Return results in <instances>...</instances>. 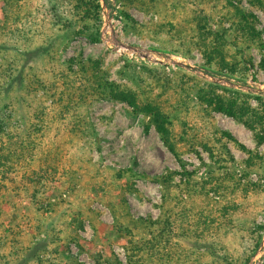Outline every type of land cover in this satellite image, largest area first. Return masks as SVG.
Returning <instances> with one entry per match:
<instances>
[{"label":"rangeland","instance_id":"1","mask_svg":"<svg viewBox=\"0 0 264 264\" xmlns=\"http://www.w3.org/2000/svg\"><path fill=\"white\" fill-rule=\"evenodd\" d=\"M105 2L111 12V23L107 27L105 26L103 11L101 43L92 44L84 38H79L71 44L67 51H60L57 60L62 63L82 53L85 58L92 57L101 61L102 70L109 74L111 81H115L121 86L130 87H133L132 83L118 73L125 66L126 60L140 66H148L153 69L154 76L161 78L163 82L170 83L159 101L164 109L172 114H177V110L180 111L179 119L175 120L174 125L176 139H179L185 129L187 131L186 138L189 140L192 137H196L197 141L202 138L210 140L212 129L209 122L211 121L205 113V107L193 96V100L190 101L192 98H188L182 89H189L197 82L202 86L214 83L206 81L184 67L170 64L156 55H151L149 59H146L136 56L114 43L116 40L121 45L136 46L143 50L164 53L176 61L210 73L205 68L207 61L203 54L189 43L198 35L199 31L203 32L200 35L206 34L203 28L209 29V27L202 20L210 11L206 10L207 8L201 5L198 0H161L166 8L164 14L146 13L140 9L131 8L129 13L137 22L136 29L142 34L127 35L124 30V21L118 13L120 6H117L116 0L115 2L105 0ZM10 4L4 5L3 0H0V44L10 47V51L5 55L12 59L15 55L14 51L25 52L34 49V46L41 44L48 34L52 35L53 31L50 25L51 19L48 12L50 2L48 0H14ZM240 6L257 16L259 22L257 28L264 33V12L252 8L246 0H242ZM221 9L222 5L217 13ZM217 16V20L222 18L219 14ZM161 22L173 23L177 30L168 28L161 31L157 27ZM112 28H114V34ZM29 30L32 33H28L29 39L25 40L22 38V33L29 32ZM36 33H40L41 37L38 38L36 35L39 34ZM31 38L34 42L31 41ZM173 49H179L180 52L191 49L193 58H187L182 53H175L172 51ZM228 57L229 62H237V56L233 49ZM250 58L253 60L254 67H248L246 71L243 70L241 64H237L235 67L231 66V69L230 66L223 69L224 65H216V68L224 70L226 75L232 69L236 71V74L246 75L247 80L245 81L219 74L212 75L264 88V67H260L263 54L258 50H253L250 55H247V59ZM33 67L39 69L42 79L47 78L48 74L41 63ZM49 69L52 67H47V70ZM137 72L145 80L147 76L141 68H137ZM191 77L195 80H191ZM146 80L149 82L150 78L147 77ZM160 94L161 89H156L154 97ZM217 94L229 96L222 90L217 91ZM32 96L28 98L31 101L29 105L31 107L22 101L21 104L13 107L17 109L15 111H19V109L23 111L27 117V126H31L35 121L32 114L33 109L41 108L45 110L47 116L45 123H42L43 130L38 135L39 139H34L38 144V149L34 152L33 158L28 157L27 160L12 165V170L6 173V179L0 176V183L3 186L0 193V240L5 244V247L0 248V256L7 255L13 245L28 249L42 239L47 240L49 244L47 259L58 263L60 260L57 261L59 257L54 253V250L60 240L63 242L68 237L81 236L89 242V244L84 243V252L80 253L75 244H70L71 253L78 256L81 262L93 264L91 254L110 258L111 252L125 262V240L123 235L113 229L115 219L112 208L117 210L120 222L123 224H126L122 217L124 213L123 199L128 200L130 212L134 218L152 216L156 219L160 215L158 207L161 204V194L158 185L141 179H131L128 182L126 180L115 181L114 173L110 168L113 170L134 168L138 172L160 175L167 169L180 171L179 162L164 146L154 128L149 133L145 132V120L142 116L134 118L129 115L130 108L126 104L95 101L88 106V110L80 112L81 115L89 113L97 136L101 139L96 141L93 138L85 141L77 138L74 140V136L70 132L73 121L61 120L56 111L58 107L50 101H43L42 104L44 98L42 93H37L38 99H34ZM252 104L257 105L255 101H252ZM75 114L79 115L78 112ZM77 115L74 117L77 118ZM212 116L213 123L222 130L229 131L240 144L250 150L256 149L250 131L221 113L214 112ZM13 122L16 125L14 119ZM21 129H23L22 126ZM6 139L3 138L5 140L3 145ZM25 139L24 135L23 140L25 141ZM179 144L181 152H183V160L188 164L187 170L191 172L197 170L198 172L195 181L199 184L207 182L206 169L201 167L198 157L194 153H187V146L181 142ZM228 147L237 161V172L241 176L242 166L240 164L247 159V155L233 143H230ZM197 150L209 163L208 154L200 146ZM259 150L262 152L264 146ZM75 175L78 177L76 181L73 179ZM32 179L39 183H32ZM260 179L259 175L251 176L253 182L261 181V185H264V179ZM129 182L134 185L136 193H130L126 188ZM243 184L246 183L243 182ZM207 188L210 187L207 186ZM241 188L243 189V187ZM231 190L230 186L226 188L225 194L221 191L219 195L212 194L208 199L195 197L188 201L192 204H189L192 210L197 212L196 214L206 212V215H209L210 212H213V215L220 220L222 218L217 211L220 205L232 203L234 209H230L228 217H232L238 224L216 234L215 231L219 223H215L212 225L214 232L208 233L207 236L208 240L217 244L220 255L228 257L232 264H237L244 250L242 244L245 241L250 244L248 242L250 240L247 239L253 234V230L264 225V189L248 188L247 192L240 191L237 195H232ZM184 198L187 197L184 195ZM48 201L55 202V211L45 212L39 209L40 204L43 203L46 206ZM88 208L93 212L100 213L98 220L95 221V226L98 229L96 233L91 222L86 219V215H89ZM75 218L84 223V229L79 228L78 221L73 223ZM6 230H10V233H7ZM179 232L177 231V234ZM262 234L264 239V231ZM196 239L193 238L191 243L182 239H176V242L185 251L195 250ZM53 241L54 243H52ZM197 251L201 260L206 264H226L220 258H212L202 249ZM249 264L254 263L252 261Z\"/></svg>","mask_w":264,"mask_h":264},{"label":"trees","instance_id":"2","mask_svg":"<svg viewBox=\"0 0 264 264\" xmlns=\"http://www.w3.org/2000/svg\"><path fill=\"white\" fill-rule=\"evenodd\" d=\"M14 0H3L4 5H11ZM201 5L209 10L203 22L208 28H203L206 34L198 35L189 41L190 45L203 54L207 61L205 68L211 74H219L226 77H233L240 81L247 80L244 74H236L234 69L227 75L224 70H218L216 65L230 66V69L237 64L243 66L246 71L248 67L253 68L252 58L247 59L253 50H258L263 54L260 67H264V39L262 31L258 30V18L250 11L241 7L242 0H198ZM50 25L53 33L47 35L45 40L34 46V49L25 52L14 51V58L6 57L10 47L0 44V176L6 179V173L12 170V165L18 162L33 158L34 152L38 149L35 141L42 133L45 123L46 112L43 109L32 110L34 122L27 126V117L19 109L13 108L17 104L25 101L30 105L28 99L37 98V93L43 94V101H50L56 107L61 120H72L73 127L70 132L74 140L89 141L98 138L95 125L89 113L81 115L80 112L88 110V106L95 101H109L126 104L130 108L129 115L134 118L142 116L145 120V132L149 133L152 128L160 136L164 146L175 156L181 166V170L167 169L160 175H150L146 172H138L134 168L124 170H112L115 181H130L131 179H141L158 185L161 194V204L159 205L160 215L158 218L149 216L147 218H134L130 212L128 200L123 199L122 205L124 213L122 217L126 224L120 222V217L115 210L114 231L124 236L125 259L123 262L116 254L111 252L110 258L101 255H92L93 264H206L201 260L197 250H204L212 258H220L226 264L232 261L220 255L217 244L208 240L207 234L214 232L212 225L219 223L215 233L220 234L221 230L231 228L238 223L229 216L232 203L222 204L218 208L221 220L210 212H194L188 200L195 197L208 199L212 194H225L226 188L231 186V194L237 195L247 192L249 189H264L261 181L255 183L251 180L252 175H259V179H264V97L245 94L240 91L223 88L217 84H206L202 86L196 83L191 88H183L182 91L188 98H196L205 107V113L209 117L212 129L211 139L202 138L197 141L196 137L188 139L187 131L177 140L174 134L175 120L179 119L177 114L166 111L159 99L165 94L169 82H163L161 78L153 75V69L146 65H138L130 60H126L125 66L118 72L119 75L129 80L133 87L121 86L109 79V74L102 70L101 61L92 57L85 58L82 53L77 57L70 58L64 62L57 60L58 53L67 51L71 44L84 38L92 44L101 43V29L103 24V9L100 0H48ZM252 7L264 12V0H246ZM119 16L124 21L125 34L139 35L136 29L137 22L129 13V9L137 8L146 13L164 14L166 8L161 0H116ZM220 5L222 9L219 10ZM205 11V10H204ZM221 19L217 20V15ZM228 24V26H226ZM161 31L171 28L176 31L177 27L173 23L161 22L157 26ZM195 32V30H193ZM28 33L24 31L22 38L28 40ZM38 38L40 33H36ZM35 37V36H34ZM36 38V37H35ZM31 41L34 40L31 38ZM233 49L237 56V62H229L228 56ZM175 53H182L187 58H193L192 50L180 52L179 49L172 50ZM41 63L48 74L47 78H41L39 69L33 67ZM57 64V65H55ZM232 64V65H231ZM53 65V66H52ZM232 66V67H231ZM47 67L52 69L47 70ZM137 68H141L143 73L150 78L143 80L138 74ZM195 80L194 78H190ZM156 89H161V94L154 97ZM222 90L229 96H221L217 91ZM24 95V97H23ZM193 98L190 100L192 101ZM35 101V100H32ZM256 102V106L252 104ZM185 104V102H183ZM31 107V106H29ZM78 112L79 115L75 114ZM221 113L233 119L238 125L250 131L255 150H250L229 132L222 130L213 123V113ZM77 115V118L74 116ZM14 121L16 122L14 125ZM23 129L20 130V127ZM186 127V125L184 124ZM23 130V131H22ZM17 133V134H16ZM35 136L33 137V135ZM26 136L25 141L23 140ZM3 138H7L3 145ZM18 138V139H17ZM35 139V140H34ZM187 146V153H194L201 164L206 169L207 182L199 184L195 181L197 170H187V162L183 160L180 144ZM233 143L239 150L247 155V159L242 166L241 176L238 175L237 161L229 149V144ZM201 147L209 156V163L204 160L197 150ZM100 149V147H99ZM2 169V170H1ZM199 170V169H198ZM74 181L78 179L75 175ZM260 179V180H261ZM245 180V181H244ZM32 183L38 184L34 179ZM246 183V184H243ZM209 186L210 188H207ZM0 183V193L2 192ZM243 187V189L241 188ZM130 193H136L134 185L129 182L126 186ZM184 195L187 198H184ZM190 204V205H189ZM221 204V203H220ZM55 202L48 201L46 206L42 203L39 206L41 211H55ZM89 210V208L87 209ZM211 214V215H210ZM100 213L89 210L86 219L91 222L93 229L98 232L95 221ZM73 223H77L79 228L84 229V223L78 218ZM210 220V221H209ZM210 223H209V222ZM10 233V230H6ZM177 231H180L177 234ZM264 225L258 226L249 236L250 244L246 241L242 244L244 248L240 260L237 264H249L253 261L255 254L261 247L263 239L262 232ZM59 235V234H58ZM57 235V238H58ZM193 238H197L194 249L185 251L178 245L176 239L185 240L187 243ZM5 241V240H4ZM56 243L57 241L54 240ZM54 241L52 243H54ZM6 242V241H5ZM84 243L89 244L83 237H68L66 241L57 244L55 252L59 258L58 263L47 259L48 242L38 240L31 248H23L13 245L7 255L0 256V264H87L81 262L78 256L71 253L70 244H75L80 253L84 252ZM191 243V242H190ZM5 244L0 240V248Z\"/></svg>","mask_w":264,"mask_h":264},{"label":"water","instance_id":"3","mask_svg":"<svg viewBox=\"0 0 264 264\" xmlns=\"http://www.w3.org/2000/svg\"><path fill=\"white\" fill-rule=\"evenodd\" d=\"M100 1H101L103 11L105 13V26L107 27V25H110V23H111V15H110L111 12L109 11L105 0H100ZM113 1L115 2V0H113ZM111 30H112V33L114 34V28H112ZM102 39H103V35H102ZM113 41H114V39H113ZM114 43H115V45H117L119 47L121 46V47L125 48L127 51L134 53L136 56H140V57H143L146 59H149L151 57V55H156V56L162 58L163 60H166L170 64L184 67V68L192 71L194 74H198V76L202 77L203 79H205L208 82L218 84V85H221L223 87H228L230 89L239 90V91H242L245 93H251L254 95L264 96V88H262L260 86L254 87L250 83L245 84V83H242L240 81L229 80L226 78H218L216 76H213L210 73L205 72L204 70H197L196 68H194L192 66H188V65L183 64L179 61H176L172 57H170L164 53H160V52H156V51H150V50L147 51V50H143L140 47H136V46L121 45V43L116 41V40L114 41ZM263 259H264V239L262 241L261 247L259 248V250L257 251V253L253 259V263L254 264H263Z\"/></svg>","mask_w":264,"mask_h":264}]
</instances>
